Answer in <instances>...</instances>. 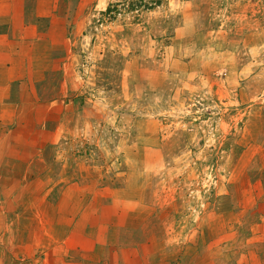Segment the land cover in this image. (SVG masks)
<instances>
[{"label": "rangeland", "instance_id": "obj_1", "mask_svg": "<svg viewBox=\"0 0 264 264\" xmlns=\"http://www.w3.org/2000/svg\"><path fill=\"white\" fill-rule=\"evenodd\" d=\"M54 1L52 146L100 173L101 257L264 264V0Z\"/></svg>", "mask_w": 264, "mask_h": 264}, {"label": "crops", "instance_id": "obj_2", "mask_svg": "<svg viewBox=\"0 0 264 264\" xmlns=\"http://www.w3.org/2000/svg\"><path fill=\"white\" fill-rule=\"evenodd\" d=\"M55 3L0 0V252L8 264L41 249L37 264H114L101 257L117 245L107 242L98 169L57 172L55 111L72 95L53 79L64 47Z\"/></svg>", "mask_w": 264, "mask_h": 264}]
</instances>
